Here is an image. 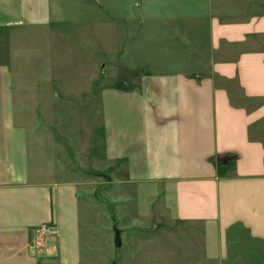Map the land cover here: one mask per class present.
Instances as JSON below:
<instances>
[{
    "label": "crops",
    "instance_id": "crops-1",
    "mask_svg": "<svg viewBox=\"0 0 264 264\" xmlns=\"http://www.w3.org/2000/svg\"><path fill=\"white\" fill-rule=\"evenodd\" d=\"M110 2L98 23L85 0H0V264H80L108 182L125 217L192 225L210 258L243 236L264 244V17L198 32ZM69 43L84 76L70 77ZM46 224L59 235L35 247Z\"/></svg>",
    "mask_w": 264,
    "mask_h": 264
},
{
    "label": "rangeland",
    "instance_id": "rangeland-1",
    "mask_svg": "<svg viewBox=\"0 0 264 264\" xmlns=\"http://www.w3.org/2000/svg\"><path fill=\"white\" fill-rule=\"evenodd\" d=\"M108 3L109 0H85L84 6L88 12H85V16L100 21L98 23L106 22L109 17ZM110 3L115 4L116 8H121L125 3H132L134 6L146 4L151 8L148 11L150 16L159 13L160 10L167 19H172L175 14H183L195 18L198 32L202 30L199 28L205 26L206 20L212 18L231 22L264 17V0H111ZM178 7L185 9L177 11ZM68 29L71 34L72 28ZM93 31L95 35L92 37L95 41L99 40L97 44L106 43L108 35L106 26L96 25ZM74 45L67 44L70 49L67 52V68L73 73L70 77L84 76V67L90 61L86 55L83 58L77 45ZM171 67L174 69L177 66L173 64ZM101 70L99 76L102 79L106 77V68ZM75 109L69 107L70 121L73 120L71 116H74ZM104 177L106 179V176ZM108 188L116 198L120 196L121 200L128 198L124 195V187L120 189V185L117 186L115 183H102L95 189V200L101 203L102 211L104 208L109 210L110 216L108 219L104 215V218L94 222V234L90 237L93 242H88L84 235L80 264H264V244L261 241L243 236L245 238L237 244L232 240L223 259L210 258L203 249L202 239L198 237L192 225L156 216L150 219L127 218L123 214L127 204L123 200L116 199L115 203L109 200ZM109 222L112 223L111 226ZM116 230L121 231L123 244L120 247L115 245ZM58 235L59 231L52 237ZM48 241L36 247H45Z\"/></svg>",
    "mask_w": 264,
    "mask_h": 264
},
{
    "label": "built area",
    "instance_id": "built-area-1",
    "mask_svg": "<svg viewBox=\"0 0 264 264\" xmlns=\"http://www.w3.org/2000/svg\"><path fill=\"white\" fill-rule=\"evenodd\" d=\"M58 228L53 224H46L43 226H36L31 229V240L30 242L36 247L42 243H45L46 240L49 239L50 236L56 234L58 232Z\"/></svg>",
    "mask_w": 264,
    "mask_h": 264
},
{
    "label": "water",
    "instance_id": "water-1",
    "mask_svg": "<svg viewBox=\"0 0 264 264\" xmlns=\"http://www.w3.org/2000/svg\"><path fill=\"white\" fill-rule=\"evenodd\" d=\"M115 244H116V247H120L122 245L121 231L120 230H116Z\"/></svg>",
    "mask_w": 264,
    "mask_h": 264
}]
</instances>
